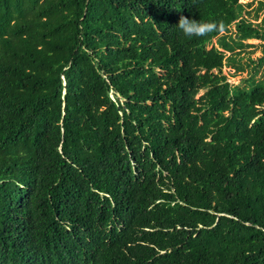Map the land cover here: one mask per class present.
<instances>
[{
	"label": "trees",
	"instance_id": "16d2710c",
	"mask_svg": "<svg viewBox=\"0 0 264 264\" xmlns=\"http://www.w3.org/2000/svg\"><path fill=\"white\" fill-rule=\"evenodd\" d=\"M251 7L0 0V264H264Z\"/></svg>",
	"mask_w": 264,
	"mask_h": 264
},
{
	"label": "clouds",
	"instance_id": "9594fccd",
	"mask_svg": "<svg viewBox=\"0 0 264 264\" xmlns=\"http://www.w3.org/2000/svg\"><path fill=\"white\" fill-rule=\"evenodd\" d=\"M223 27V22H204L181 15L176 28L183 37H207L211 33L218 32Z\"/></svg>",
	"mask_w": 264,
	"mask_h": 264
},
{
	"label": "rangeland",
	"instance_id": "374dc122",
	"mask_svg": "<svg viewBox=\"0 0 264 264\" xmlns=\"http://www.w3.org/2000/svg\"><path fill=\"white\" fill-rule=\"evenodd\" d=\"M259 1H261V0H240V3L241 4H252L250 11L253 12L257 8ZM263 14H264V11L261 13V16H260L258 22H260V20L262 19ZM253 16H254V14H253ZM253 16L251 17L252 20L255 19V18H253ZM215 43L216 42L214 41L213 46H215ZM247 43L250 44L251 46L246 48L245 52L242 53V56L244 57V61H246V59L248 57H251L252 59H257V58H260L263 56V45L260 41L251 40V41H248ZM222 70L226 74H228V73L231 74L233 72L232 69H229L227 67H224ZM244 76H247L246 72H244L242 74L237 73L235 76L228 75V78L232 83H237ZM260 76L262 79H264V71H263V73H261Z\"/></svg>",
	"mask_w": 264,
	"mask_h": 264
}]
</instances>
